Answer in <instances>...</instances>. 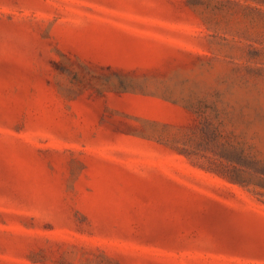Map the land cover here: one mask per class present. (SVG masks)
Instances as JSON below:
<instances>
[{"label": "rangeland", "instance_id": "374dc122", "mask_svg": "<svg viewBox=\"0 0 264 264\" xmlns=\"http://www.w3.org/2000/svg\"><path fill=\"white\" fill-rule=\"evenodd\" d=\"M0 264H264V0H0Z\"/></svg>", "mask_w": 264, "mask_h": 264}]
</instances>
